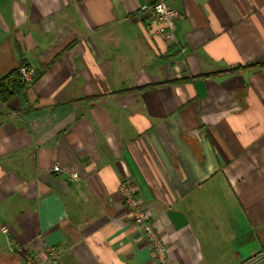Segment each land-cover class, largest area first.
<instances>
[{
  "label": "crops",
  "instance_id": "1",
  "mask_svg": "<svg viewBox=\"0 0 264 264\" xmlns=\"http://www.w3.org/2000/svg\"><path fill=\"white\" fill-rule=\"evenodd\" d=\"M155 1L0 0V78L38 70L0 101V264L49 245L46 264H155L122 181L171 264L264 248V0H165L172 44L150 32Z\"/></svg>",
  "mask_w": 264,
  "mask_h": 264
},
{
  "label": "built area",
  "instance_id": "2",
  "mask_svg": "<svg viewBox=\"0 0 264 264\" xmlns=\"http://www.w3.org/2000/svg\"><path fill=\"white\" fill-rule=\"evenodd\" d=\"M147 11L149 19V28L151 34L161 38L165 43L172 44L176 41L175 23L180 17V12L168 4L165 0H156L150 5L144 7ZM22 80L27 85L33 84L35 77L38 75V70L29 64H24L20 67ZM54 170L59 171L60 167L56 165ZM73 177H79L77 172L73 173ZM119 190L128 205L135 225L143 232L142 238L149 241L153 249L155 264H171L168 257L169 245L164 241L159 230L150 218L149 209L143 203L140 196L136 193V188L128 181H122ZM1 230L7 233L9 230L6 226L1 227ZM34 242L27 244H18L17 250L26 253L28 250L35 251ZM60 253L55 246H47L41 253L35 251V255L31 258V262L35 264H46L48 261L59 260ZM248 262L250 264H264V248L253 254Z\"/></svg>",
  "mask_w": 264,
  "mask_h": 264
},
{
  "label": "trees",
  "instance_id": "3",
  "mask_svg": "<svg viewBox=\"0 0 264 264\" xmlns=\"http://www.w3.org/2000/svg\"><path fill=\"white\" fill-rule=\"evenodd\" d=\"M26 62H21L14 67L7 75L0 78V101L7 103L14 97L22 94L28 87L27 83L22 80L20 67ZM38 76V75H37ZM35 77V79L37 78Z\"/></svg>",
  "mask_w": 264,
  "mask_h": 264
}]
</instances>
